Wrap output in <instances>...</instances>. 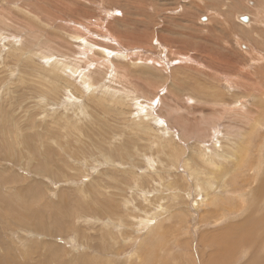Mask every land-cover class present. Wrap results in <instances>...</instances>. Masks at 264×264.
<instances>
[{"label":"rangeland","instance_id":"1","mask_svg":"<svg viewBox=\"0 0 264 264\" xmlns=\"http://www.w3.org/2000/svg\"><path fill=\"white\" fill-rule=\"evenodd\" d=\"M247 1L0 0V264H250L227 227L264 254Z\"/></svg>","mask_w":264,"mask_h":264},{"label":"bare ground","instance_id":"2","mask_svg":"<svg viewBox=\"0 0 264 264\" xmlns=\"http://www.w3.org/2000/svg\"><path fill=\"white\" fill-rule=\"evenodd\" d=\"M243 15H239V17H242ZM248 16V18L250 19L251 17L249 16V15H247ZM243 31V30H242ZM256 31V30H255ZM178 34H179V32H178ZM256 34H258V32L256 33ZM247 36V35H246ZM256 36V35H255ZM263 35H258V39L259 40H263V37H262ZM244 46H245V49H247L248 50V46L246 45V44H244ZM246 51V50H245ZM177 53V52H176ZM224 56V55H223ZM222 56V57H223ZM220 57V56H219ZM217 61H220V60H217ZM221 63H222V65L224 64L222 61H220ZM237 68V67H236ZM242 84V83H241ZM258 90V89H257ZM259 91V90H258ZM170 95V94H169ZM244 101V100H243ZM214 147V146H213ZM222 148V147H221ZM204 161H205V158H202ZM207 161V160H206ZM206 163V162H205ZM213 163V162H212ZM208 164V163H207ZM214 164V163H213ZM210 165V164H209ZM258 195V194H257ZM254 196V195H253ZM252 198V197H251ZM251 198H249V199H251ZM243 199V198H242ZM248 199V200H249ZM255 199V198H254ZM258 200H259V196H258ZM250 201V200H249ZM252 201V200H251ZM254 202V201H253ZM251 203V202H250ZM249 203V204H250ZM244 205V204H243ZM259 205V204H258ZM250 207V206H249ZM248 207V208H249ZM258 207V206H257ZM245 210V209H244ZM251 210H253V209H251ZM264 210V209H263ZM224 211V210H223ZM256 213V212H255ZM258 214L259 213H257V215H255V216H257V218H260V216H258ZM254 215V214H253ZM240 219V218H239ZM261 219H263V218H261ZM238 222H240L239 220H237ZM253 222V221H252ZM260 222H261V220H260ZM244 223V222H243ZM257 223V222H256ZM262 223V222H261ZM245 224V223H244ZM250 225H251V223H250ZM260 225V224H259ZM253 226H258V225H254V223H253ZM40 228V227H39ZM238 228V227H237ZM248 228V227H247ZM251 226L248 228L249 229V232H251ZM221 229H224L223 231L222 230H219V231H221L222 232V234L223 235H225V233L228 231V233H226V235H225V239H223V241H222V244L226 247V248H228V247H230V249L232 250V248H235V246H233L232 244H238V243H249V244H253L252 246H254L255 248H256V251H255V253H254V251L252 252V250H251V252L253 253V254H251V255H249L250 256V258L252 259H250V264H264V254L262 255V254H260L261 256L259 257L258 256V253L260 252H258L257 253V251H258V249L260 250L261 249V247L260 248H258L259 246V241H258V243H257V241H254V242H251L250 243V240H249V238H247V236L249 235H247V236H243V235H245V233L242 235L241 234V230H240V228H239V231H240V233H236V231H235V233L233 232V228H230V227H227V228H221ZM259 229H261V227H259ZM236 230V229H235ZM238 231V232H239ZM256 231V230H255ZM264 230H262V232H263ZM229 232L230 233H232V236H230V234H229ZM257 232V231H256ZM260 232H261V230H260ZM252 233H255L254 231H252ZM252 233H251V238H252ZM220 234V233H219ZM235 234V235H234ZM218 235V233H216V234H213V238L215 237V236H217ZM237 235H242V236H237ZM221 236V235H220ZM249 236V237H250ZM240 237H242V238H240ZM219 238V237H218ZM215 239H216V237H215ZM220 239V238H219ZM260 239V238H259ZM213 241H216V240H214L213 239ZM261 241H263V243H264V238H262L261 239ZM216 242H218L219 243V241H216ZM216 242H215V244H213V245H217L216 244ZM236 242V243H235ZM263 243L261 244V245H263ZM222 244H220V246H221V248H223L222 246ZM213 248H212V256L214 257V259H217L218 258V256L220 255L219 253H220V251H221V249L219 248V247H216V249H215V247L214 246H212ZM239 248V247H238ZM244 248V247H243ZM252 249V248H251ZM255 250V249H254ZM261 250H263V247H262V249ZM247 251H248V248H247ZM222 252V251H221ZM249 252H250V250H249ZM248 252V253H249ZM263 252V251H262ZM4 253V252H3ZM264 253V252H263ZM230 254H231V252H230ZM233 255V254H232ZM231 256V255H230ZM230 256H227V255H225V254H222V258H221V260H220V263L219 264H224L225 262H230ZM243 256V255H242ZM246 256H248V254L246 255ZM249 256H248V258H249ZM232 257V256H231ZM14 258V257H13ZM16 259V258H15ZM244 259V258H243ZM247 259V258H246ZM47 260V259H46ZM6 261V260H5ZM11 261H14V260H11ZM8 262V261H7ZM245 262H246V260H245ZM244 262V263H245ZM249 262V261H248ZM3 263V262H2ZM218 263V262H217ZM243 263V264H244ZM16 264V263H15ZM248 264V263H247Z\"/></svg>","mask_w":264,"mask_h":264},{"label":"water","instance_id":"3","mask_svg":"<svg viewBox=\"0 0 264 264\" xmlns=\"http://www.w3.org/2000/svg\"><path fill=\"white\" fill-rule=\"evenodd\" d=\"M247 3L250 5V6H253L254 5V2L252 0H248ZM239 19L242 21V22H247L249 20L248 16L247 15H243L242 17H239ZM240 45L242 48H245L244 46V43L240 42Z\"/></svg>","mask_w":264,"mask_h":264}]
</instances>
